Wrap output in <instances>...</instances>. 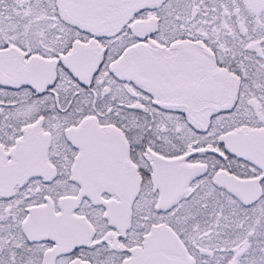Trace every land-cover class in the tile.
Masks as SVG:
<instances>
[{
    "label": "snow or ice",
    "instance_id": "1",
    "mask_svg": "<svg viewBox=\"0 0 264 264\" xmlns=\"http://www.w3.org/2000/svg\"><path fill=\"white\" fill-rule=\"evenodd\" d=\"M0 264H264V0H0Z\"/></svg>",
    "mask_w": 264,
    "mask_h": 264
}]
</instances>
